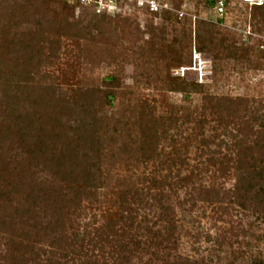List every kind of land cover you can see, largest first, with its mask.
I'll return each mask as SVG.
<instances>
[{
  "label": "rangeland",
  "instance_id": "1",
  "mask_svg": "<svg viewBox=\"0 0 264 264\" xmlns=\"http://www.w3.org/2000/svg\"><path fill=\"white\" fill-rule=\"evenodd\" d=\"M162 1L170 8L155 15L0 0V175L25 185L2 184L18 198L41 187L36 194L59 207L62 247L83 231L85 240L110 235V223L126 216L123 202L144 191L135 222L165 232L153 200L161 195L173 231L165 255L141 251L128 264H253L264 259V178L236 193L235 166L238 156L242 168L264 160V30L256 23L264 9L229 3L219 18L205 0ZM203 28L215 36L208 49L197 38ZM4 84L9 115L34 127L28 135L9 124ZM84 118L93 136L79 130ZM150 178L165 182L154 189ZM21 197L22 212L0 199V264H11V247L49 251L51 235Z\"/></svg>",
  "mask_w": 264,
  "mask_h": 264
},
{
  "label": "trees",
  "instance_id": "2",
  "mask_svg": "<svg viewBox=\"0 0 264 264\" xmlns=\"http://www.w3.org/2000/svg\"><path fill=\"white\" fill-rule=\"evenodd\" d=\"M30 1L31 0H25V2H30ZM214 3H215V0H205L206 7L212 6ZM72 4H75V3H72ZM247 8H249L250 10L264 9V3L262 5L251 6ZM165 12H167V10H163L159 13H154V14L162 15ZM256 23H259L258 24L259 30L261 29L264 30V12L262 13V15H259V17L256 18ZM197 38L201 44L200 49H204V48L208 49V46L212 45L213 40L215 39V36L213 35L210 29L203 28L200 32L197 33ZM220 40L223 42L226 40V38L220 37ZM1 91H2L3 97H5V99L3 100L4 104L2 103L4 105L3 109H6L7 118H8V115L10 112L13 114L12 112L13 111V101H10L11 90L9 89L7 85H5L3 86ZM37 100H40V99L37 98ZM24 112L27 113V110L24 109ZM12 114L9 115L10 116L9 124L15 121V123L18 126H20L19 128L22 130L21 131L22 134H24L25 132L28 135V133L34 130L33 129L34 127L30 128V125H31L30 123L28 124L27 122V126L24 125V122H22L21 116L13 117ZM17 118L19 119L21 118V120L18 122ZM11 119H13V121ZM87 120L86 118L81 119L82 127L80 126L79 130L83 129V132L88 133V136L90 135L93 136L94 128L92 126L94 125L93 123H91V121L88 122ZM261 124H262L261 125L262 129L264 130V123H261ZM234 145H237V142ZM236 163L238 165L236 164L235 170L238 172L236 174L240 180V186L236 188V193L243 190L245 194L246 193L248 194V192H250V188H252L250 181L252 182L256 180H262V178H264L263 177L264 176V160L260 159L259 162L251 161V163L248 164L247 167L242 168L241 165L239 164H243L245 163V161H243L241 157L238 156ZM1 172L2 171H0V173ZM239 180H238V183H239ZM4 181H8V180L5 179V177H2L0 175V183H1L0 189H3L2 193H0V199L5 200L4 202H7L6 204L10 206L9 208L10 212L11 211L17 212L20 210L22 212L23 211L22 206L24 204L23 203L24 200L22 199V197L20 199V196L27 195V197L25 198L26 199L30 198L29 200L31 202L29 203L28 207H26L24 212L33 213V218L38 216L40 220H36V224H38L43 229L47 230V232H49L48 234H46V236L51 235L50 241H48L49 251H47V256L45 258L41 257L40 252L42 248H39L36 245V243L32 244V247L29 251H25L21 247L15 246V247H11L10 249L6 250V252L9 253L10 255V257H8L7 259L11 261V264L13 263L12 261L15 262V260L17 259H20V260L22 259L21 264H128V260L130 256L134 253L135 254L138 253L137 255H139L141 251L149 252L151 256H154L152 257L153 259H155V257H157L159 253H162L163 255H165L163 250H166L168 248L166 243L169 242L168 239L169 237H171V234H172L171 230L173 231L174 220L170 215L171 213H170L169 207H165L162 205L163 204L162 200H164L163 199L164 197L161 195L159 197L154 196L153 200L158 203V208L160 210V213H159L160 220L167 223V225L165 226L166 230L163 234L160 232V230L154 231L151 228H149V226H144V225L141 226L140 222L143 219L137 223L135 222L138 216L137 215L138 210L141 208H144V206L143 207L140 206L141 204L140 202L144 196L143 195L144 191H142L139 193V195H137L138 193H135L133 195V198H136V202L135 201L134 202L124 201L123 202V205H124L123 208L126 211V216L121 215L119 217L120 218L119 222L121 223V225L120 226L118 225L119 227L117 230L114 231L113 226L115 224H119L118 221L115 223L111 222L110 225L111 226L113 225V226L112 227L110 226V228L112 229H110V231L104 232V233L111 232L110 235L108 234L106 235V237H102L101 236L102 234L100 236L98 235L97 240L94 238L85 240L86 238L85 236L86 234H88L87 231H83L81 234H73L74 239L72 240V243L68 244V246L71 245V248L69 249L67 247H62V245L59 244L61 241V238H60L61 235L57 228H60L59 225L62 220L61 216H59L60 215L59 207H56L55 206L56 203L52 201L49 197H46V200L45 199L43 200V195L36 194V192L39 191L41 187L38 186L37 188L38 190L33 191L35 195L26 193V191H24L23 194L19 195V198H18V197H15L17 194L15 190L13 191L7 190L8 186L5 184H2L4 183ZM8 182H9L8 185H10L12 188L13 186H19V185L24 184L23 181H20V180L17 182L13 180L8 181ZM148 182L151 185L150 186L151 188L157 189L158 187L159 188L161 187V184H164L165 180L162 182L160 181L158 182L155 178H150ZM17 183H19V185H17ZM245 184H248V186ZM199 190L201 191L203 190V188L199 187L198 191ZM263 191L264 189L259 187L257 195L258 194L262 195ZM207 193L209 195L211 194L210 191H207ZM29 195L31 196L29 197ZM54 199L56 201V198ZM40 202H43L44 204H40ZM258 202L260 204L263 203V199L262 201H258ZM134 203L139 204V205L134 206V207L130 206V205H133ZM69 207L71 206L67 205V208ZM3 212H7V211H3ZM39 212H40V215H39ZM7 214L11 216V214L8 212V213H5L3 218L9 216ZM28 222H29L28 220L25 221V223H28ZM27 226H31L30 223ZM32 228L33 226H31V229ZM134 228L135 229L137 228V231L139 229L146 231L145 234L147 235V238H145V240L137 238V233L134 234V232H132ZM9 243H13L14 245L15 237H7L4 245H8ZM167 253L168 252H166V254ZM179 259L173 261L172 263H169V261H165L162 264H183L182 262L183 260H179ZM253 264H264V259H260V260L258 259Z\"/></svg>",
  "mask_w": 264,
  "mask_h": 264
},
{
  "label": "built area",
  "instance_id": "3",
  "mask_svg": "<svg viewBox=\"0 0 264 264\" xmlns=\"http://www.w3.org/2000/svg\"><path fill=\"white\" fill-rule=\"evenodd\" d=\"M75 3L77 6L91 7L98 13L115 14L133 7L139 10H145L151 14L159 13L170 8L167 1L162 0H67ZM229 3L241 6L262 5L264 0H215L212 9L219 18L226 17L227 5ZM182 16V12H179Z\"/></svg>",
  "mask_w": 264,
  "mask_h": 264
}]
</instances>
